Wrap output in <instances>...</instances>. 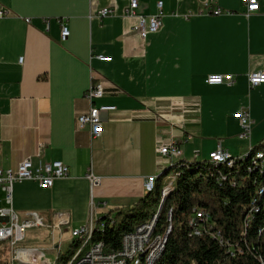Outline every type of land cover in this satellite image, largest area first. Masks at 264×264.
Returning a JSON list of instances; mask_svg holds the SVG:
<instances>
[{
  "label": "crops",
  "instance_id": "0c3cea01",
  "mask_svg": "<svg viewBox=\"0 0 264 264\" xmlns=\"http://www.w3.org/2000/svg\"><path fill=\"white\" fill-rule=\"evenodd\" d=\"M160 1L162 27L144 40L135 30L138 19L126 16L129 0H0L11 13L0 19V168L16 170L27 158L36 167L60 161L70 168L52 189L17 184V212H37L54 229L56 215L65 213L76 229L85 226L75 216L79 190L88 195L89 189L92 200L96 194L95 222L145 198L148 177L160 178L182 162L208 161L220 145L234 156L252 146L251 138H239L235 114L248 110L256 129L264 126V85H249L252 73L264 71V0L250 17L241 0H138V14L155 15ZM106 8L114 15L101 19ZM216 8L224 14H211ZM62 21L70 29L64 41ZM215 74L232 75L233 83L209 85ZM100 81L105 95L95 105L116 110L102 115L103 133L92 139L77 121L90 111L91 84ZM171 142L181 157L157 152ZM91 171L101 179L94 187ZM170 177L161 181L164 188ZM4 199L0 190V208Z\"/></svg>",
  "mask_w": 264,
  "mask_h": 264
},
{
  "label": "trees",
  "instance_id": "16d2710c",
  "mask_svg": "<svg viewBox=\"0 0 264 264\" xmlns=\"http://www.w3.org/2000/svg\"><path fill=\"white\" fill-rule=\"evenodd\" d=\"M258 154L264 155V142L250 146L244 155L233 156V164L230 161L213 163L209 159L173 165L145 198L95 221L92 243H102L104 254H117L126 234L149 223L159 213L155 235L172 230L162 255L154 264H264V163H254ZM170 175L175 176L174 186L161 206L164 188L161 181ZM197 211L207 214H201L200 219L194 216ZM191 219L197 230H209L212 222L213 232L220 233L225 245L210 235L200 237L199 232H193ZM75 240L69 254H60L55 264L71 262L76 251L83 247L82 241ZM227 244L235 249L241 246L243 255L232 257ZM128 264L146 263L140 257Z\"/></svg>",
  "mask_w": 264,
  "mask_h": 264
},
{
  "label": "built area",
  "instance_id": "2783aa9c",
  "mask_svg": "<svg viewBox=\"0 0 264 264\" xmlns=\"http://www.w3.org/2000/svg\"><path fill=\"white\" fill-rule=\"evenodd\" d=\"M242 4L246 8V16L250 17L254 13L260 11L259 0H241ZM205 7L210 9V4L206 3ZM164 2L160 1L157 4V13L150 17L141 16L138 14L139 2L138 0H129V6L126 10V16L130 18H137L138 24L135 30L139 33L141 39H146L149 35L156 34L159 32L163 24L164 14ZM214 16H220L224 14V10L221 8H216L210 11ZM11 15L10 11L5 9L0 5V19L7 18ZM114 15V11L110 9H103L99 16L101 19L110 17ZM191 16L185 15L184 18L189 20ZM29 23L30 20L28 19ZM70 37V29L66 21H62L61 29V39L64 41ZM97 59L103 62H111L112 58L104 57L102 55L96 56ZM23 59H21V62ZM232 75H222L215 74L207 77V83L211 86H221V85H231L233 83ZM250 89H255L261 85H264V71L254 72L249 76ZM105 82L100 81L97 84H91L89 90L87 91L85 98L91 103L90 111L86 114L79 116L77 124L78 129L82 130L85 128L90 129L92 139L101 137L103 133L102 126V115L104 113L112 112L116 110L115 106H96L95 102L100 100L105 95ZM235 118L239 121L241 126V133L239 138L242 140H250L252 135V130L254 127V121L252 119L250 111H240L235 114ZM192 135L187 136V140H191ZM157 152L166 158H179L183 155L178 143L171 142L166 145H162L157 149ZM225 156H234L229 151L218 146V148L212 152L209 157L222 158L225 160ZM194 157H199L198 153L194 154ZM254 163H264V155H261ZM70 175V168L60 161H54L40 166H34L31 158H27L20 163L16 170L13 169H1L0 168V190L5 196V207L0 208V243L10 242L11 250L10 255H12L13 262H19L21 264V257L29 258H40L41 264H52L47 262L46 255L43 253H33L29 251H23L18 248L25 238L28 230L35 228L47 227L46 219L43 215L37 212H25L19 213L14 208V188L17 184H22L24 182H36L39 184L41 189H52L54 183L57 180L66 179ZM92 187L99 185L101 179L94 175L91 171L87 176ZM151 177H148L145 181V189L149 187ZM173 181L168 184V189H172ZM262 190V189H261ZM252 212V205L248 211L247 224L249 223V218ZM198 214H207L204 211H197L194 216ZM193 216V217H194ZM209 216V215H208ZM56 228L62 230V227L67 226L70 223L69 215L62 213L56 215ZM190 228L193 232H199L200 237L207 234L217 239L219 242H223L220 233L213 232V223L211 222V228L209 230H197L192 226V219L190 221ZM91 226H95L94 222L89 225L81 226L73 229V237L85 233V230ZM102 227H105L104 225ZM156 226L154 227V229ZM264 229V227H263ZM145 235H149V229L141 228L136 229L132 234H126L122 241V248L117 254H104V245L98 243L91 254H82V260H72L68 264H112L113 262H121L122 260H129L132 253L135 252V247L139 245L140 242L145 241ZM225 245V243H224ZM157 246V239L153 240V248L150 252V257L154 256V249ZM228 248V254L232 257L237 255H243L244 250L239 246L235 249V246L230 244L226 245ZM79 252V250H77ZM145 260V261H149ZM54 264V263H53ZM261 264V263H258Z\"/></svg>",
  "mask_w": 264,
  "mask_h": 264
},
{
  "label": "rangeland",
  "instance_id": "374dc122",
  "mask_svg": "<svg viewBox=\"0 0 264 264\" xmlns=\"http://www.w3.org/2000/svg\"><path fill=\"white\" fill-rule=\"evenodd\" d=\"M255 127V125H254ZM252 130L251 135V143L253 147L258 146L260 143L264 142V126H259L257 129L256 127ZM261 138V139H257ZM259 140V141H257ZM172 177V175H170ZM154 177V176H153ZM170 177V178H171ZM175 178V177H174ZM16 187V186H15ZM86 191L79 190L76 192L75 201H76V210H75V216H78L83 220L84 225H89L93 222L94 216L97 213V205H98V199L95 194V200H92L89 196V189L87 190L88 195L86 194ZM150 193V192H148ZM166 196V194H165ZM164 200L161 199V206L163 205ZM159 213L155 215L151 221L147 224H143L141 226H138L136 229L146 228V226L152 222H154V227L156 226L157 220H158ZM200 216V217H199ZM198 218L202 219L203 215L198 214ZM76 220V219H75ZM152 225V224H150ZM148 227V226H147ZM149 229V228H147ZM94 227L91 226L85 230V233L81 234L80 236H74L72 235L73 226H64L62 227V234H60L59 229H54L53 225H48V227L44 228H35L32 230H28L27 236L28 240H24L21 244L18 245V248L21 250L29 249H35V248H42L46 247V249H54L58 251V253H61L62 255H68L71 247L73 244L76 243L75 239H79L83 242V247L88 245L87 248H79V252L76 251L75 255L73 256L72 260H82V254H91L92 251L95 249L98 243H92L93 241V234H94ZM153 229L149 233V235H145V240L147 242L144 243L142 250H136L139 253H141V257L144 260H148L150 256L151 249L153 247V240H155L157 237L161 235H155ZM54 233V235H53ZM132 234V233H130ZM166 235V234H165ZM55 236V241H53V237ZM164 236V235H162ZM151 246V248H149ZM11 245L10 242H1L0 243V264H19V262H13L12 261V255H10ZM148 250L147 252H145ZM135 251V252H136ZM134 252V253H135ZM144 252V253H143ZM57 255H46L52 262H55L58 258ZM132 253V255H134ZM135 254V255H139ZM136 256L130 257L129 260H125L124 264H128V262H133L135 260ZM71 260V261H72ZM151 260V257H150ZM149 260V261H150ZM155 262V260H154ZM154 262L151 260L150 264H154ZM147 264L148 262L145 261ZM21 264H41V259L39 263H36L33 259H29L28 257H21ZM112 264H115L114 262Z\"/></svg>",
  "mask_w": 264,
  "mask_h": 264
},
{
  "label": "bare ground",
  "instance_id": "6f19581e",
  "mask_svg": "<svg viewBox=\"0 0 264 264\" xmlns=\"http://www.w3.org/2000/svg\"><path fill=\"white\" fill-rule=\"evenodd\" d=\"M257 157L258 158H260L261 157V155L260 154H258L257 155ZM209 159L211 160V162H213V163H219V164H222V163H225V162H228V161H230L231 162V164H233L235 161H233L234 159H233V156H225V160L224 159H222V158H215V157H209ZM233 161V162H232ZM229 162V163H230ZM175 176L174 175H172V177L170 178V180L172 181L173 179H175L174 178ZM158 177H153L152 176V179L150 180V183H149V187L147 188V192H152V191H154V189H155V187H156V185H157V181H158ZM169 190L170 189H168V185L162 190V194H161V199H163V200H165V198H166V196H165V194L167 195L168 194V192H169ZM200 217V216H199ZM150 224H152V225H150ZM150 224H148L147 226V228H149V233L152 231V233H153V229H154V222H152V223H150ZM72 233H73V231H72ZM169 233V232H168ZM167 233V234H168ZM166 234V235H167ZM166 235H164V236H159V237H157L156 239H157V246L155 247V249H154V256L153 257H151V260L154 262V260H155V262H156V259L158 260V258L162 255V253H163V249H164V246H165V243H166V241H167V236ZM77 236H80V235H77ZM155 239V240H156ZM145 242H147L146 240L145 241H143V242H140L139 243V245H137L136 247H135V251L136 250H142V247H143V245H144V243ZM149 248H151V246L149 247ZM153 248V247H152ZM148 250H146L145 252H147ZM151 251H152V249H151ZM139 252L138 251H136L135 253H134V255H132V256H136V257H134L135 258V260H139V258L141 257V253H139V255H135V254H138ZM144 253V252H143ZM131 256V257H132ZM29 258V257H28ZM29 259H33L34 261H36V263H39V260H38V258H29ZM147 259H149V258H147ZM150 260V259H149ZM150 260V261H151ZM145 261V260H144ZM150 261H147L148 263L147 264H150ZM154 262V263H155ZM115 264H124L125 263V260H122L121 262H114Z\"/></svg>",
  "mask_w": 264,
  "mask_h": 264
},
{
  "label": "water",
  "instance_id": "95a60500",
  "mask_svg": "<svg viewBox=\"0 0 264 264\" xmlns=\"http://www.w3.org/2000/svg\"><path fill=\"white\" fill-rule=\"evenodd\" d=\"M170 220H171V217H170ZM171 230H172V228L169 229V233L166 235L167 236V239L169 237V234H170Z\"/></svg>",
  "mask_w": 264,
  "mask_h": 264
}]
</instances>
